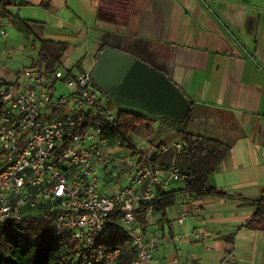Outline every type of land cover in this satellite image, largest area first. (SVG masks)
<instances>
[{"label":"crops","instance_id":"0c3cea01","mask_svg":"<svg viewBox=\"0 0 264 264\" xmlns=\"http://www.w3.org/2000/svg\"><path fill=\"white\" fill-rule=\"evenodd\" d=\"M11 8L31 21L33 32L69 42L62 56L66 73L77 76L74 67H93L105 46L165 70L195 102L192 129L231 143L211 176L224 192L180 197L181 208L194 206V217L190 212L179 229L199 227L196 240L227 254L258 248L241 237L251 239L264 229L241 225L264 189V0H16ZM18 72L12 71L13 78ZM171 210L155 214L144 225L147 233L158 232L153 225H165ZM162 235L172 250L187 243Z\"/></svg>","mask_w":264,"mask_h":264},{"label":"built area","instance_id":"2783aa9c","mask_svg":"<svg viewBox=\"0 0 264 264\" xmlns=\"http://www.w3.org/2000/svg\"><path fill=\"white\" fill-rule=\"evenodd\" d=\"M4 19L0 15V35L7 37ZM93 67L66 79L68 92L58 89L57 74L31 65L13 79L0 73V227L29 213L58 210L53 233L71 240L79 256L94 253L85 258L88 264L117 261L121 246L99 244L114 230L130 237L132 264H190L192 253L178 246L171 256L157 254L164 236L144 228L154 217L151 203L172 181L185 184L189 177L178 164L186 140L141 149L104 135L102 119L112 121L116 111L94 82ZM88 114L99 118L78 129ZM169 150L170 159L162 161ZM188 214L184 208L179 222ZM201 234L199 227L184 232L190 238Z\"/></svg>","mask_w":264,"mask_h":264},{"label":"trees","instance_id":"16d2710c","mask_svg":"<svg viewBox=\"0 0 264 264\" xmlns=\"http://www.w3.org/2000/svg\"><path fill=\"white\" fill-rule=\"evenodd\" d=\"M15 3L16 0H0V15L19 20L30 31H35L29 19L20 17L12 10L11 7ZM68 46L67 40L40 36L38 57L33 59L31 66L57 74V68ZM71 76L76 77V74L70 70L61 78L68 79ZM191 104V111L183 119H179L181 124L178 126L182 137L186 140L185 146L178 154V164L189 173V177L185 184L163 190L160 197L151 203L154 212L166 213L167 208L177 201L180 192H188L191 197L224 192L212 182L211 176L230 150L231 143L217 136L193 130L191 124L196 105L192 100ZM97 117L99 118V116L88 114L87 119L78 129H83L88 120ZM150 119L155 117L120 106L112 121L107 118L102 119L104 135L122 137L131 145H135L130 135L131 131L137 128L138 123ZM172 154L173 150H169L162 154L160 159L169 160ZM254 202L256 203L254 213L241 226L264 229V189ZM149 205L150 203L146 202L145 206ZM57 215L58 210L33 212L21 218L12 219L0 227V264H88L87 257L94 253L79 256L75 253L76 246L71 240L53 233ZM99 244L108 247L121 246L122 253L114 264H132L135 247L124 231L114 230L102 237Z\"/></svg>","mask_w":264,"mask_h":264},{"label":"rangeland","instance_id":"374dc122","mask_svg":"<svg viewBox=\"0 0 264 264\" xmlns=\"http://www.w3.org/2000/svg\"><path fill=\"white\" fill-rule=\"evenodd\" d=\"M19 20L13 19L12 21H8L7 29L9 31V35L7 37H3L0 35V67L1 72L6 76H11L13 70H20L26 65H31L33 59H37L39 46H40V35L30 31L26 26H22L19 23ZM24 25V24H23ZM7 57V58H6ZM64 63L61 62L57 68V74L60 76L57 78L56 85L59 90L69 91L70 87L67 83L61 78L67 72V63L65 62V58H63ZM67 65H66V64ZM84 66L74 67L76 72L79 74ZM88 67V66H86ZM85 68V67H84ZM94 82L100 86V84L94 78ZM105 95V103L109 105L114 111H117L120 105L112 102L109 94L105 89L100 86ZM196 120V115L194 114L193 122ZM147 122V123H146ZM192 122V124H193ZM181 124V120L172 119L168 116H160L155 117V119L146 120L145 122L138 123L137 128L131 131L130 135L135 143V146L141 149H154L157 148L162 142L167 144H172L175 141L182 139V133L179 131L178 126ZM191 124V128H192ZM182 164V163H181ZM183 185L180 180L172 181L170 186L178 187ZM186 197L191 200V196L188 192H180L177 197V201L169 206L172 210L168 212L170 220L166 219L164 224L160 227V225H153V230L159 232L160 235L165 234L167 238L178 234L177 241H187V243L183 242L181 248L183 251H189L192 253V257H195V261L191 260V264H264V230L257 232L258 234H254L251 239L245 237L241 241H246L249 244L257 245V249H253V251L249 253H226V249L217 248L214 244H211L210 247L206 245L204 240H196L194 237H186L184 236V232L188 230L179 229L180 223L179 217L183 214V208H181L180 197ZM194 200H197L196 197H192ZM194 202V201H193ZM190 201L187 203L189 204ZM168 207V208H169ZM167 208V209H168ZM188 216L194 217V206L190 207L188 205ZM187 209V208H186ZM157 215H165L166 213L155 212ZM187 216V217H188ZM186 217V221L187 218ZM154 218V217H153ZM170 225H172L173 233L170 232ZM215 239H224L223 236L219 234L214 235ZM240 238V239H241ZM174 241V239H173ZM174 244L168 245L167 239L163 241L156 253L160 255H169L171 254L172 248ZM237 260V263L234 261Z\"/></svg>","mask_w":264,"mask_h":264},{"label":"water","instance_id":"95a60500","mask_svg":"<svg viewBox=\"0 0 264 264\" xmlns=\"http://www.w3.org/2000/svg\"><path fill=\"white\" fill-rule=\"evenodd\" d=\"M92 73L112 102L126 109L177 120L191 111L190 98L165 70L131 52L105 46Z\"/></svg>","mask_w":264,"mask_h":264}]
</instances>
